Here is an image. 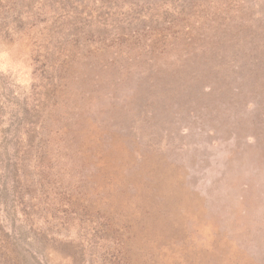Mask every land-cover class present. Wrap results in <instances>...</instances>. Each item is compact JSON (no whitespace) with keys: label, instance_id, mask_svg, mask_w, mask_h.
<instances>
[{"label":"rangeland","instance_id":"374dc122","mask_svg":"<svg viewBox=\"0 0 264 264\" xmlns=\"http://www.w3.org/2000/svg\"><path fill=\"white\" fill-rule=\"evenodd\" d=\"M0 264H264V0H0Z\"/></svg>","mask_w":264,"mask_h":264},{"label":"bare ground","instance_id":"6f19581e","mask_svg":"<svg viewBox=\"0 0 264 264\" xmlns=\"http://www.w3.org/2000/svg\"><path fill=\"white\" fill-rule=\"evenodd\" d=\"M193 204H194V203H193ZM224 248H225V247H224ZM229 249H230V248H229ZM235 252H236V250H235ZM232 257H233V256H232ZM216 260H217V259H216ZM217 261H219V260H217ZM248 261H249V260H248ZM234 262H235V261H234ZM234 262H233V263H234ZM249 262H250V261H249Z\"/></svg>","mask_w":264,"mask_h":264}]
</instances>
